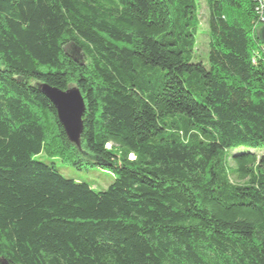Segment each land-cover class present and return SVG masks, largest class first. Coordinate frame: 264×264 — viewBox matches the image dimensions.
I'll return each instance as SVG.
<instances>
[{
    "label": "trees",
    "instance_id": "16d2710c",
    "mask_svg": "<svg viewBox=\"0 0 264 264\" xmlns=\"http://www.w3.org/2000/svg\"><path fill=\"white\" fill-rule=\"evenodd\" d=\"M263 28V0H0V264H264Z\"/></svg>",
    "mask_w": 264,
    "mask_h": 264
},
{
    "label": "rangeland",
    "instance_id": "374dc122",
    "mask_svg": "<svg viewBox=\"0 0 264 264\" xmlns=\"http://www.w3.org/2000/svg\"><path fill=\"white\" fill-rule=\"evenodd\" d=\"M199 4V0H197ZM201 8L199 11V17L201 22V30L205 32V9L203 8L202 1L200 2ZM262 30L260 31V34ZM262 37V36H261ZM205 42V38L202 37L199 40V50L200 52L203 50V43ZM206 51L203 53H195V57L193 62L197 60H201L202 62H206ZM197 58V59H196ZM35 161L42 162L45 164H54L58 172L66 179L75 181L77 183H85L91 187L95 192H103L107 190L113 180V175L102 171L98 168H83L81 170L75 169L71 165H66L61 163L58 158H48L44 154H40L34 158Z\"/></svg>",
    "mask_w": 264,
    "mask_h": 264
},
{
    "label": "water",
    "instance_id": "95a60500",
    "mask_svg": "<svg viewBox=\"0 0 264 264\" xmlns=\"http://www.w3.org/2000/svg\"><path fill=\"white\" fill-rule=\"evenodd\" d=\"M260 36L264 43V28ZM38 91L55 108L58 119L69 139L73 142L77 141L81 133V117L84 111L79 93L75 90L61 92L47 86L40 87Z\"/></svg>",
    "mask_w": 264,
    "mask_h": 264
},
{
    "label": "built area",
    "instance_id": "2783aa9c",
    "mask_svg": "<svg viewBox=\"0 0 264 264\" xmlns=\"http://www.w3.org/2000/svg\"><path fill=\"white\" fill-rule=\"evenodd\" d=\"M263 2H264V0H263Z\"/></svg>",
    "mask_w": 264,
    "mask_h": 264
}]
</instances>
